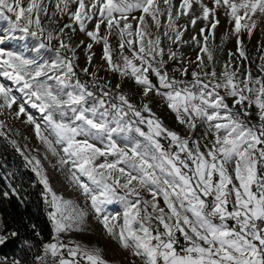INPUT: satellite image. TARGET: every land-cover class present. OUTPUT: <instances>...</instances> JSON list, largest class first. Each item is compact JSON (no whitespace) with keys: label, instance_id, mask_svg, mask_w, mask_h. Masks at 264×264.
<instances>
[{"label":"snow or ice","instance_id":"1","mask_svg":"<svg viewBox=\"0 0 264 264\" xmlns=\"http://www.w3.org/2000/svg\"><path fill=\"white\" fill-rule=\"evenodd\" d=\"M194 5L200 14H193L190 24L195 27L198 20L205 24L199 30L202 39L192 37L199 49L195 61L199 71H192V80L187 81L169 75L159 30L164 28L162 35L171 43L183 42L187 26L181 31L177 21L189 16ZM211 5L204 0H180L178 7L173 0H0V19L9 25L8 34L0 32V76L19 86L41 119L23 103L14 116H26L25 122L33 126L47 152L58 158L61 169L67 170L68 180L85 197L107 235L130 251L134 259L129 264L136 260L142 264H264V75L253 76L250 68L241 72L242 65L237 63L249 59L240 34L251 37L258 28L264 18V0H211ZM219 10L236 36L237 52L229 51L218 75L216 47L209 38L215 39ZM165 16L167 23L162 24ZM64 17L70 22L61 24ZM44 18L57 28H46ZM89 23L94 25L91 29ZM77 26L93 43L103 44L101 59L109 71L132 78L144 97L161 96L190 133L205 126L204 150L194 135L182 136L165 127L149 103L137 108L125 94H118L119 103L110 107H105L103 99H98L99 107L86 106L94 93L78 79L72 83L75 49L60 38L66 29L74 31ZM17 31L22 35H12ZM113 34L119 37V59L113 57L109 42ZM28 37L40 41L35 51L47 47L42 38L58 40L56 59L41 63L3 47L8 40ZM93 43L85 46L89 52ZM126 47L131 56L124 54ZM61 50L72 56L61 55ZM178 55L168 49L169 59ZM205 58L213 65L211 71H205ZM92 59L93 55L87 56L89 64ZM260 60L258 68L264 73V55ZM82 71L87 73L88 68ZM175 71L188 75L186 66ZM14 104L12 88L0 83V115ZM253 116L257 123L252 122ZM5 128L6 122L0 120V137L31 166L49 209L51 240L42 243L33 264H111L99 247L65 242L62 234L85 230L89 213L53 190L41 161L26 155ZM116 137L122 138L123 146ZM161 138L169 141L168 148ZM2 196L19 197V192L9 184ZM114 204L122 212L110 211ZM35 235L41 237L38 231ZM18 236L0 218V246ZM23 243L33 247L30 240ZM0 264L26 262L0 257Z\"/></svg>","mask_w":264,"mask_h":264},{"label":"rangeland","instance_id":"2","mask_svg":"<svg viewBox=\"0 0 264 264\" xmlns=\"http://www.w3.org/2000/svg\"><path fill=\"white\" fill-rule=\"evenodd\" d=\"M173 2L178 7L180 0H173ZM204 3L208 4L209 7L212 6L211 0H204ZM49 7H52V5H50ZM193 14H200L198 5H194L193 12H191L189 16H181L180 20L177 21V24L180 26L181 31H184V26H187V30L184 31V35L182 37L183 42L171 43L167 37L162 35L164 28L162 27L159 30L162 37L161 46L165 50L163 59L166 61L165 67L169 75L175 76L177 79H185L187 81L192 80V71H199V68L195 63L199 49L196 46L195 42L192 41V37L195 35L198 39H202V37H200L199 35V30L201 27H204L205 24L203 20H198L196 26L193 27L190 24V19L192 18ZM134 15L139 16L140 13L136 12L134 13ZM217 18L219 19L220 23L214 30L215 39L214 41L211 37L209 39L210 44L214 43L216 47L214 66L217 74L219 75L222 71L223 64L228 60L229 51L233 53L237 52V44L236 36L232 34V27L229 25L228 18L224 15L223 10L218 11ZM161 20L162 24L167 23L166 16L162 17ZM69 22L70 21L67 17H64L61 20V24ZM44 24L45 27L49 30L57 28L56 24H49L47 18H44ZM93 26L94 25L92 23H89L87 25L89 29H91ZM8 28V23L3 19H0V32L8 34L6 31ZM156 31L157 30L153 26L152 32L156 33ZM104 32L105 29L102 26L101 35H103ZM226 32L228 33V37L225 40L224 36ZM12 35L19 37L22 35V33L17 31ZM205 35H207V31ZM240 36L243 42V47L249 57L248 60L237 61V63L242 65L241 72H243L247 68H250L253 76L264 75V73H261L258 68V65L261 64L260 57L264 55V18L259 21L258 28L254 30L251 37H249L246 32H242ZM60 38L64 39L66 42H69L75 49V59L73 62L75 65L76 75L75 77H73L72 83H75V81L78 79L83 84L93 87L95 86L103 93L108 92L115 99L116 103H119L118 99L116 98L118 94H125L130 102L137 108H142V105L144 103H149L152 112L162 120L165 127L177 131L182 136L194 135V138L200 140L201 142V150H204L203 144L208 142L207 140H204L202 138L203 134L206 131V127L200 125L194 134L190 133L186 126L180 125L176 121L175 114L167 107L166 101L161 96H158L155 93H151L148 97H144L142 95V88L136 85L132 78H122L119 76V74L109 71L105 61L101 59L103 52L102 43H93L85 33L79 31L78 26L74 31H69L66 29L65 33ZM42 39L47 47L40 49L39 51H35L34 49L38 47L40 41L32 37H28L26 40H8L3 45V47L8 51L19 52L27 56L28 58L35 59L41 63L45 61L51 62L52 60L56 59L55 49L59 46V41L53 39L51 42H49L46 37ZM81 41L84 42L83 45L80 44ZM109 42L112 46L113 57L115 59H119L120 50L118 35H111L109 37ZM88 43H93L91 52H89V50H87V48L85 47ZM77 45H79V47H77ZM169 48H171L172 51L178 52L179 55L175 60L169 59ZM90 54L93 55L91 64L87 62V56ZM124 54L131 56V52L128 51L127 47L124 50ZM61 55L71 57L72 53L67 50H61ZM189 61H191L192 63H189ZM205 63L208 65L205 68V71H211L213 65L208 64L206 58ZM183 66H186L188 68L187 76H182L180 72L175 71V69L181 68ZM85 67L88 68L87 73L82 71V69ZM93 73H95V78L92 75ZM149 75L153 83L158 84L157 78L154 75H151V73ZM0 83H4L6 86L11 87L13 95H15L17 99V104L13 105L11 111L5 110L4 114L0 115V120H4L6 122V128L4 129V131L6 132L7 136L10 139H15L21 150H23L26 155L36 156L41 161V164L49 178L51 187L58 195H63L66 199L73 200L89 213L85 224V230L83 232L74 231L68 234H62L65 242H67L68 240H75L88 246L99 247L102 249L104 258L110 261L111 264H129V261L134 259L130 255V251H125L124 249H122L116 240L107 235V233L103 229V226L94 218L92 210L88 206L85 197L81 194L80 190L68 180L67 170L61 169V167L57 163L58 158L53 156L50 152H47L44 145L37 139L33 126L25 122L27 119L26 116L21 115L19 119H16L14 116V113L18 110V106L21 103L25 104L26 110L30 114H32L38 121L41 119V114L37 109L32 108L31 104L27 102V97L24 95V93L19 91L18 85L13 84L11 81L2 76H0ZM117 84L120 85V88L116 87ZM98 99H103L105 101V107H110L111 103H109L107 97L104 95L98 97H89L87 99L86 106L91 107L93 105H96L97 107H99L97 103ZM229 103L231 104V101H229ZM101 111H103V109H101ZM253 111L255 112V109H253ZM144 115L147 116L148 113H144ZM252 122H258L256 116L252 117ZM142 127H145V130H147L146 126ZM45 135H47V133H45ZM116 139L117 142L121 143V146H123L122 138L116 137ZM161 142L166 148H168L169 141L167 139L161 138ZM18 154L20 155L19 152ZM22 158L24 159V157ZM28 166L31 167L30 165ZM143 195H145L148 199H151V197L148 196L146 192L143 193ZM160 205L161 207H164L162 198L160 199ZM109 210L114 212H122V208L119 204L110 205ZM136 264H142V262L140 260H136Z\"/></svg>","mask_w":264,"mask_h":264},{"label":"trees","instance_id":"3","mask_svg":"<svg viewBox=\"0 0 264 264\" xmlns=\"http://www.w3.org/2000/svg\"><path fill=\"white\" fill-rule=\"evenodd\" d=\"M87 87L94 93V97L103 95L95 86ZM106 97L109 103H116L110 94ZM9 184L17 188L19 197L3 198L2 192L8 190ZM43 191V185L31 167L4 137H0V218L8 229L19 232L16 239L0 246V257L9 260L15 257L26 264H33V258L40 252L42 243L51 239V223L47 216L49 209L43 201ZM32 225L36 226L35 230ZM36 231L41 233L42 238L35 235ZM25 239L31 241V249L24 245Z\"/></svg>","mask_w":264,"mask_h":264}]
</instances>
